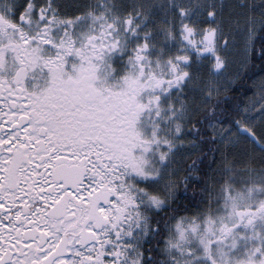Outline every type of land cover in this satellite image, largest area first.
I'll return each instance as SVG.
<instances>
[{
	"label": "snow or ice",
	"instance_id": "1",
	"mask_svg": "<svg viewBox=\"0 0 264 264\" xmlns=\"http://www.w3.org/2000/svg\"><path fill=\"white\" fill-rule=\"evenodd\" d=\"M0 264H264V0H0Z\"/></svg>",
	"mask_w": 264,
	"mask_h": 264
}]
</instances>
